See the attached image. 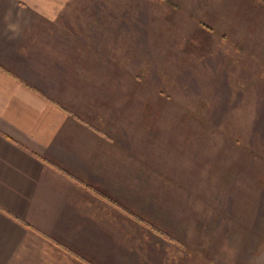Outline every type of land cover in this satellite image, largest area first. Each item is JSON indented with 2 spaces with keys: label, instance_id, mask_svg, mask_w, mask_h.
Segmentation results:
<instances>
[{
  "label": "crops",
  "instance_id": "crops-1",
  "mask_svg": "<svg viewBox=\"0 0 264 264\" xmlns=\"http://www.w3.org/2000/svg\"><path fill=\"white\" fill-rule=\"evenodd\" d=\"M186 1L0 0V264H173V243L105 197L183 241L164 219L156 170L172 168L171 152H157L163 128L142 83L163 30L144 19ZM253 8L235 0L206 54L217 80L251 94L264 91Z\"/></svg>",
  "mask_w": 264,
  "mask_h": 264
},
{
  "label": "rangeland",
  "instance_id": "rangeland-1",
  "mask_svg": "<svg viewBox=\"0 0 264 264\" xmlns=\"http://www.w3.org/2000/svg\"><path fill=\"white\" fill-rule=\"evenodd\" d=\"M236 1L264 9V0ZM234 2L188 0L143 21L163 29L152 33L146 62L157 74L142 93L163 128L157 152H171L172 168L156 174L158 188L170 191L164 219L187 246L165 244L173 264H264V91H240L224 72L217 80L206 55Z\"/></svg>",
  "mask_w": 264,
  "mask_h": 264
},
{
  "label": "trees",
  "instance_id": "trees-1",
  "mask_svg": "<svg viewBox=\"0 0 264 264\" xmlns=\"http://www.w3.org/2000/svg\"><path fill=\"white\" fill-rule=\"evenodd\" d=\"M103 196V195H102ZM104 197V196H103ZM105 199L107 201H109L110 203L114 204L115 206H117L119 209L125 211L128 215H130L131 217H133L136 221L140 222L141 224H143L144 226H146L147 228H149L152 232H154L156 235H158L159 237L163 238L166 241H169L171 243H173L175 246H177L180 249H186L187 246L186 244L179 240L178 238H176L173 234H171L169 231H166L165 229L161 228L160 226H157L151 222H149L148 220L134 214L133 212L123 208L122 206H120L119 204H117L116 202H114L113 200L105 197ZM76 257H78L76 254H73ZM79 258V257H78ZM82 259V258H80ZM82 261L86 262V260L82 259ZM88 263V262H86Z\"/></svg>",
  "mask_w": 264,
  "mask_h": 264
}]
</instances>
